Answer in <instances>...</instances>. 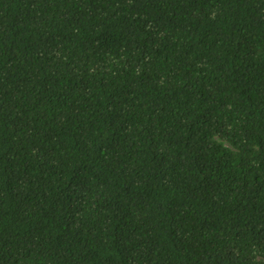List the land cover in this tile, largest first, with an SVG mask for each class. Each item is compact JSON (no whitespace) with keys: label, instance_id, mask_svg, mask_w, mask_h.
Wrapping results in <instances>:
<instances>
[{"label":"trees","instance_id":"16d2710c","mask_svg":"<svg viewBox=\"0 0 264 264\" xmlns=\"http://www.w3.org/2000/svg\"><path fill=\"white\" fill-rule=\"evenodd\" d=\"M0 264H264V0H0Z\"/></svg>","mask_w":264,"mask_h":264}]
</instances>
